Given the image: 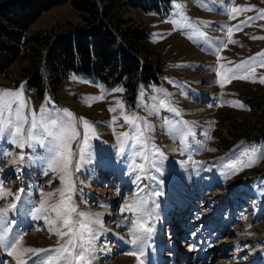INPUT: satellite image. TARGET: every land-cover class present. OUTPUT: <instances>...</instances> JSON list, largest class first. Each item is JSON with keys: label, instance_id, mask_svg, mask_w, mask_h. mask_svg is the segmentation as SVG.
Returning a JSON list of instances; mask_svg holds the SVG:
<instances>
[{"label": "rangeland", "instance_id": "obj_1", "mask_svg": "<svg viewBox=\"0 0 264 264\" xmlns=\"http://www.w3.org/2000/svg\"><path fill=\"white\" fill-rule=\"evenodd\" d=\"M174 2L181 4L198 31L205 33L203 38L190 39L189 29L180 27L184 21ZM174 2L163 0L158 10L127 5L121 10L128 24L148 33L140 45L142 56L161 64L162 69L159 81L141 83L134 99L129 98L124 83L109 86L75 72L57 91L46 89L39 95L27 87L23 68L30 63L24 59L17 60L0 77V90H19L23 85L25 114H39L46 105L50 110L67 109L94 125L95 135H89L90 147L82 159L78 149L84 129L80 124L76 125L80 136L72 142L76 153L73 164H80L79 170H73V200L78 210L99 213L102 222L103 231L96 241L102 251L93 254V264H114L123 258L138 264L129 254L136 249L126 242L131 225L125 222V217L134 220L138 213H122L120 209L142 199L147 200L144 209L151 210L146 219L153 229L144 249V264H155L148 258L149 249L163 256L160 264H264V158L251 167H228L241 159L246 163L245 153L252 147L264 148V137L259 134L264 129V83L259 82L264 77V67L259 63L264 56H257L254 71L237 73L230 79L228 71L264 50V39H252L264 37V19L235 29L248 17L258 16L264 10V0ZM233 8L251 11H238L233 16ZM81 23L80 13L68 2L43 12L28 34H56ZM229 28H233L231 36ZM241 75L249 78H238ZM161 100L179 115L161 107ZM118 101L123 103L122 109L117 107ZM110 107L116 111L110 112ZM122 112L140 117L141 126L145 122L149 125L145 132L147 160L132 157L127 150L124 155L120 153L121 140L127 139L121 134L131 131ZM113 116L117 117L114 123ZM153 145L162 155L155 154ZM50 156L47 142L41 146L33 141L32 147L21 149L0 134V193H11L0 196V209L16 205L7 213L9 236L22 237V247L50 249L63 243L49 231L45 214H35L45 194L53 193L49 203H54L60 199L57 190L64 187L58 174L48 168ZM139 164H144L146 171L135 167ZM24 170L37 171L45 180L40 182L37 174L20 175ZM14 172L20 177L10 182ZM39 182L41 187H36ZM26 184L30 188L24 194L18 189L13 192L15 186L20 189ZM156 192L162 195H154ZM17 195L20 200L15 199ZM47 215L55 218L53 213ZM28 216L37 228L25 233L18 220ZM110 226L112 230L105 229ZM159 234L162 239H157ZM3 247L0 264H16L14 256H7L11 248L2 251ZM176 248H181L182 258Z\"/></svg>", "mask_w": 264, "mask_h": 264}, {"label": "snow or ice", "instance_id": "obj_2", "mask_svg": "<svg viewBox=\"0 0 264 264\" xmlns=\"http://www.w3.org/2000/svg\"><path fill=\"white\" fill-rule=\"evenodd\" d=\"M174 2V0H173ZM174 7L178 10V15L183 19L180 24L181 28L189 29V38L197 40L203 38L205 33L199 32L196 24L182 11L183 6L174 2ZM238 11H251V8H233L231 14L235 16ZM255 19H264V10L256 17H248L246 21L241 22L235 26L236 30H240L242 25L250 23ZM173 23H176L174 20ZM229 36L233 32V28L227 29ZM252 39H264V37H252ZM226 47V45H225ZM257 56H264V50L257 53L256 56L250 57L246 61L235 65L234 68L228 71L232 74L230 78H234L237 73H245L249 70L254 71V64ZM260 66L264 67V61H260ZM238 78L248 79L247 75H241ZM223 79V78H222ZM255 82V81H254ZM259 82L264 83V77L259 79ZM114 91H123V89H114ZM103 95L99 97L102 99ZM96 99V98H93ZM50 103V101H49ZM85 103L88 104L87 98ZM161 107L170 108V110L179 115L175 108H171L169 104L163 100L160 101ZM27 102L23 98V85L19 90H0V134L7 135L10 142L15 143L19 148H24L26 145L32 147V142L35 141L41 146L47 142L48 151L51 153L48 168L58 174V179L63 183L64 187L57 190L60 199L54 203H49L53 193L44 195L39 207L35 209V214H45V218L49 224V231L57 235L63 243L58 247L50 249H36L32 247H22V237L12 239L9 244L8 227L10 221L8 220L7 213L9 208H15L16 205H10L9 208L0 209V245L6 248H11L8 253L16 258V264H93L96 252V241L99 239L100 233L103 231L102 222L99 219V213H90L78 210L73 200L75 192V184L73 181V170H79V162L73 164V157L76 153L72 149V142L77 140L80 132L77 130L76 125L80 124L84 129L83 143L79 146L80 158L88 151L89 135H95V128L89 121L83 117H75V115L67 109H48L46 105H42L39 114L35 111H30L25 114ZM117 107L123 108L122 102H117ZM110 112H115V107L109 108ZM125 124L130 128V132L122 133V139L119 145L120 153L124 155L127 153L132 156H139L147 160L148 156L145 154L147 151V138L145 132L148 130L149 125L147 122L141 126L140 117L133 114L121 113ZM117 117H112L114 123ZM187 123V122H181ZM27 125V127H25ZM181 135L184 131L179 129ZM127 146V149H126ZM155 154L162 155L155 145L152 146ZM247 162L243 159L228 165L229 169H236L241 167H251L260 159L264 158V148L252 147L249 152L245 153ZM23 159V157H21ZM138 167L142 171H146L144 164H139ZM139 179V177H138ZM51 183V181H50ZM23 192V189L20 190ZM142 191V189H140ZM11 195L10 192L0 193V196ZM139 195V192L137 193ZM154 195H162L161 192H156ZM16 200H20L21 196L17 195ZM147 204L146 199H142L138 204H127L120 211H134L138 213L136 219L129 220L125 217V222L130 223L128 227L129 239L126 241L128 244L134 246L136 249L129 253L137 258L138 264H144L142 257L145 256L144 249L151 238L153 229L148 226L146 217L151 216V210H145L144 205ZM48 213H53L55 218L48 216ZM95 217V219H93ZM58 225V226H57ZM95 225V227H94ZM45 255H41V254ZM26 257V258H25Z\"/></svg>", "mask_w": 264, "mask_h": 264}, {"label": "trees", "instance_id": "obj_3", "mask_svg": "<svg viewBox=\"0 0 264 264\" xmlns=\"http://www.w3.org/2000/svg\"><path fill=\"white\" fill-rule=\"evenodd\" d=\"M163 0H2L0 4V77L20 59L27 87L42 95L57 91L71 72L113 86L124 83L134 99L141 83L158 82L161 64L140 49L148 38L145 30L128 24L123 6L158 10ZM71 3L82 23L56 34H28L41 14L54 6ZM143 57V58H142ZM264 137V129L259 132Z\"/></svg>", "mask_w": 264, "mask_h": 264}, {"label": "bare ground", "instance_id": "obj_4", "mask_svg": "<svg viewBox=\"0 0 264 264\" xmlns=\"http://www.w3.org/2000/svg\"><path fill=\"white\" fill-rule=\"evenodd\" d=\"M194 196V195H193ZM187 201V200H186ZM193 202V201H192ZM182 205H184V206H186L187 205V203H183ZM182 205L180 206V207H182ZM190 205V204H189ZM191 206V205H190ZM192 207V206H191ZM188 208H189V206H188ZM104 210V209H103ZM107 212V211H106ZM181 212H182V210L180 209L179 211H178V213H180L181 214ZM108 213V212H107ZM167 214V213H166ZM177 214V213H176ZM195 214V213H194ZM168 215V214H167ZM178 215V214H177ZM185 215V214H184ZM186 216H187V214H186ZM178 217H179V215H178ZM191 217V216H190ZM189 217V218H190ZM106 230L108 229V230H112L113 228L110 226V227H106L105 228ZM172 230V229H171ZM155 234H157V232L155 231L154 232V235H153V237L152 238H155ZM157 239H162V236L159 234L158 236H157ZM157 239H154V240H156L157 242V245H159V243H158V240ZM99 246H100V244H96V249L97 250H101L100 248H99ZM177 250V253L178 254H180L181 256H179V258L181 257H183L182 255L184 254H182V252H181V248H176ZM102 251V250H101ZM174 254H175V256L177 257V255H176V253H175V250H174ZM206 256H207V254H206ZM206 256H205V254H203L202 255V258L204 257V258H206ZM0 257H1V255H0ZM148 258L149 259H151L155 264H160V263H162V261H163V256L160 254V253H157V252H155L154 250H152V249H149V253H148ZM174 258V260H175V257H173ZM178 258V257H177ZM133 260H129V259H127V258H123L122 260H117V261H115V263L114 264H133V262H132ZM205 261V260H204ZM221 264H224V263H221Z\"/></svg>", "mask_w": 264, "mask_h": 264}]
</instances>
